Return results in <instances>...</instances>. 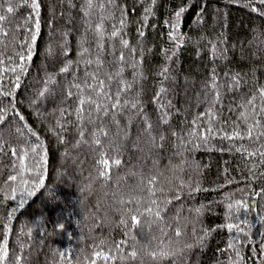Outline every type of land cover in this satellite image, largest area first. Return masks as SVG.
Returning a JSON list of instances; mask_svg holds the SVG:
<instances>
[{"label": "trees", "instance_id": "trees-1", "mask_svg": "<svg viewBox=\"0 0 264 264\" xmlns=\"http://www.w3.org/2000/svg\"><path fill=\"white\" fill-rule=\"evenodd\" d=\"M39 2V33L32 60L27 61L23 74L14 63L13 44L7 48L3 45L13 36L16 41L27 37L28 32L22 27L24 18L35 16V12L21 4L13 14L5 13L11 17L3 22L9 37H0V84L11 92V96L0 95V107L9 108L5 124L11 121L13 125L3 132L0 140L5 149L0 153V242L11 217L9 260L21 256L20 264H93V261L95 264H229L235 259V252L229 248L231 242L240 250L243 264H262L264 158L258 154L249 157L236 151L233 145L243 144L254 151L264 144V137L256 143L247 139L228 141L222 137L238 123L242 125L239 117L242 109L238 105L254 94L256 88L264 86V15L252 11L248 0H155L154 3L115 0V5L106 10L107 18L103 22L106 39L104 49L100 50L105 61L101 74L121 69V76L108 81L106 87L115 93L122 77L124 83L119 86L131 87L121 93L120 99L122 103L135 101L139 111L125 109L124 114L116 117L119 135L117 125L108 117L97 119L93 114L94 123H89L85 116L81 136L82 126L74 115L76 98L66 96L65 92L86 71L95 68L86 66L80 53L82 46L89 47L95 58L98 10H92V31L86 32L89 17L83 11L85 0ZM16 3L13 0L14 8ZM0 4L7 7L5 0H0ZM254 6L264 7L259 5V0ZM181 7L185 11L177 34L182 38L177 42L170 37V32L171 24L175 23L174 14ZM146 8L151 9L147 20ZM121 12L123 26L119 24ZM112 25H116L120 35L107 39ZM29 26L34 28V24ZM141 30L145 33L143 36ZM120 37L129 41L128 48L123 46ZM129 48L135 49V53H130ZM214 49H222L223 55L214 53ZM121 53L125 56L123 63L118 61ZM65 66H69L68 73L61 72ZM11 67L17 71L12 72ZM164 67L169 69L167 79L160 75ZM17 75L18 88L13 86ZM237 75L241 85L230 89V78ZM213 76L220 93V102L214 110L218 115L212 121L216 130L214 138L207 145L197 140L200 147L192 148L188 144L191 150H186L182 138L194 127L192 121H197V127L208 124L204 113L206 97L211 99ZM49 77L53 80L51 84ZM161 88L166 91L161 93ZM157 96L159 102L155 99ZM101 102L109 106L112 103L111 99L103 98ZM12 108L24 116L20 123L39 137L36 141V137L28 134L29 144H42L39 155L33 159L29 151L25 161L29 168L35 166L44 180L39 188L29 185L34 191L31 196L21 197V189L8 182L18 164L11 148L20 154L27 147L14 132L17 118L12 115ZM65 108L67 114L62 119L60 110ZM163 116L167 118L166 123ZM198 116L203 118L197 120ZM58 120L67 121L63 129L57 125ZM101 122L109 135L101 137L102 146H96L90 133ZM146 123L152 125L150 131L156 137L155 144L145 131ZM4 127L0 125V129ZM114 147L118 151H113ZM102 152L110 163L108 179L99 177ZM117 158L121 161L119 165L113 163ZM169 165L180 167L169 171ZM195 165H199L198 170ZM158 171H163L168 180L158 181L157 187H165L169 196H173L162 212V222L154 216L140 215L150 203L147 190L140 182L141 176ZM181 180L193 185L199 181L202 190L189 195L187 187L183 190L178 187ZM12 187L17 188V200L8 198ZM174 193L179 194V200L174 198ZM20 199L26 201L22 206ZM128 200L132 203H127ZM238 200L247 203V211L237 208ZM229 204L233 205L232 209ZM195 209L202 211L198 215ZM133 215L140 224L131 219ZM121 220L125 224H120ZM228 223L236 224L243 231H229ZM176 227L185 235L174 237L172 229ZM201 237L202 246L197 244V238ZM169 238L180 244L170 245ZM122 240L125 243L120 244L122 251H118L117 244ZM161 241L166 251L182 247L184 243H191L193 247L175 258L153 259L148 252H158ZM146 242H150L147 247ZM132 250L137 251L136 258L130 256ZM96 252H103L109 259L95 256ZM60 253H66L67 258L61 260Z\"/></svg>", "mask_w": 264, "mask_h": 264}, {"label": "snow or ice", "instance_id": "snow-or-ice-1", "mask_svg": "<svg viewBox=\"0 0 264 264\" xmlns=\"http://www.w3.org/2000/svg\"><path fill=\"white\" fill-rule=\"evenodd\" d=\"M152 3L155 2V0H151ZM249 6L252 7V11L257 12L260 15H264V7H258L254 6L256 4V0H248ZM5 3L7 4V7L4 8V4H0V37L7 38L9 37V32L5 30L4 23L5 21H8L11 19V17L7 14H13L16 8H18L21 4L29 7L32 9L33 12H35V16H29L24 18V24L22 27L28 32V35L26 38L22 39L21 41H16L15 36L11 40L8 41V43H4L3 47L7 48L9 44H13V51L15 53V61L14 63L19 67V72L21 74L24 73L25 68L27 66V61L32 60V53L34 50V45L37 41V36L39 33L40 24L37 19L40 12V2L39 0H17V3L15 5V8L13 6V0H5ZM115 5V0H98V2H94V0H85V7L83 9L85 17H89V28L86 29L87 31H92V27L90 24V18L92 10L95 8L98 10V22L95 25L94 35L96 37L95 43L97 47V52L95 53V58L93 59V54L90 51L89 47H83L82 51L80 53L81 57L84 58V62L86 66H95L93 71H86L85 75L82 79L73 82L69 86V90L65 92V95L68 97L75 96L74 103L76 104V107L74 109V115L76 116V122L82 126V130L80 132V135L83 136L84 130H83V122L85 120V116H87V120L89 123H94L93 121V114H95L96 118L99 119L101 116L108 117L113 123L117 125V131L116 134L119 135L120 128H119V121L116 120V117L118 115L124 114L125 109H137L138 104L135 101L122 103L120 99V95L122 92L127 91L130 89L131 85H124V87H120L119 85L123 84V79H121L117 82L118 86L116 88L115 93L109 92L108 88L106 87V83L108 81H111L116 76H121V69L117 68L115 72H109L101 74V70L104 68L105 61L100 55V50H103L105 47V31L104 29V20L107 18L105 15L106 10L111 9ZM259 5L264 6V0H259ZM118 7V6H117ZM185 9L181 7L178 11L175 12V23L171 24V32L170 37L173 38L175 41H179L182 37L177 34V29L179 28L180 19L182 14L184 13ZM151 12L150 8L145 9V20L148 19V14ZM110 15V12L108 13ZM121 18L119 20V24L123 26L124 19H123V12H121ZM30 24H34V28L30 27ZM145 33L141 30L140 35L143 36ZM120 34L116 30V25H112V30L110 34L108 35L107 39H115ZM121 43L125 48L129 47V41L127 39H124L123 37H120ZM17 46L18 49L17 50ZM50 49V53H51ZM130 53H135V49L129 48ZM214 53H218L219 55H223L222 49H214ZM118 61L120 63H123L125 61V56L123 53H121L118 57ZM2 62V61H0ZM142 61H136V63H141ZM12 63V61H10ZM7 70V69H6ZM12 72H16V67H11L10 69ZM75 71V69H73ZM61 72L68 73L69 72V66H65L61 69ZM168 67H164L160 75L163 76L165 79L168 78ZM106 77V78H105ZM48 83H53V80L51 77L48 78ZM241 85V79L240 77L233 76L230 78L229 88L230 89H237ZM14 87H19V75L15 77V84ZM75 88V92H73L71 89ZM211 99H207L206 97V103H207V111L204 113V116L208 119V124L204 125L202 127H197V121H192V124L194 125L193 128L189 129L187 131V137H183L182 139L185 140V149L191 150L187 146L188 144L192 145V148H198L203 145H207L210 139L214 138L213 133L214 128L212 127V121L213 119L218 115V113L215 110L216 105L220 102V93L219 88L217 86V82L215 80V76L212 78V86H211ZM47 90V89H46ZM166 89L161 88L160 92L164 93ZM41 95L44 93L41 92ZM0 95L4 96H11L10 90H5L0 84ZM101 98L103 100L107 101L108 99H111L112 103L111 105H107L105 103L101 102ZM155 99L159 102L160 98L157 96ZM259 99V103H257V100ZM85 105H87V109H85ZM238 108L242 109L239 113L240 121H242L241 124H237L233 127L231 132H225L223 139H227L228 141H234V140H244L247 139L248 141L252 143H256L260 141L261 137H264V120H262L260 117H264V86H260L254 90V94L249 96L245 101L240 103L238 105ZM61 117L62 119L67 114V109H61ZM12 115H14L17 118V123L14 125V132L18 134L19 138H22L24 143L27 145L26 148L22 150L20 154L17 153L16 148H11L12 155L16 156L18 164L16 166V173L12 174L8 178V182L17 185L21 191L19 195L23 197L25 194L28 196L34 195V191L29 189V185L31 184L33 188H39L43 186L44 180L42 178V174L37 170L35 166L29 168L28 164L25 162L29 151L31 154H33V159L38 153V149L42 147L41 143L34 142L32 144H29V135L33 137H36V141H39V137L36 136L35 131H33L30 127H28L26 124H21L20 122L24 121V116L17 112L14 108L11 109ZM9 115V108L8 107H0V125H4L5 127L3 129H0V140H3V132L8 130V128H12V122L8 121V124L6 125L5 122L8 120ZM203 117L198 116L197 120H201ZM162 120L164 123L167 122L166 116L162 117ZM64 123H67L66 120H64ZM64 123H61V121H57V125L63 129ZM25 129H27V133L25 132ZM152 125L150 123H146L145 131L149 133V137L152 141V143H156V137L151 135ZM242 129V130H241ZM218 131H224L223 129H219ZM255 133V135H254ZM90 135L93 137L92 143L96 146H102L101 137H108V131L106 130V126H104L103 122L97 127L93 129V131L90 133ZM191 139H188V138ZM160 139L162 140L163 137L161 136ZM200 141L201 144H197L196 141ZM233 147L236 149V151L242 152L246 154L249 157H252L254 155H259L260 157L264 158V144H260L258 148H256L254 151H250L249 147H246L245 145L241 144L239 147L236 145H233ZM113 151H118V148H113ZM4 144L0 143V153H4ZM41 160L44 158L41 157ZM120 159H115L113 163L116 165L120 164ZM39 163V161H37ZM155 163V162H154ZM100 164L102 165V170L99 171V177L102 179H108L109 178V168L110 163L109 159L106 157V153H101V159ZM180 166H172L169 165V171H175ZM197 170L199 169V165H195ZM35 176L36 179H32L31 177ZM168 180V177L165 176V173L163 171H158L156 173L148 174L146 177L144 175L141 176V183L144 185L145 189L148 193V199H149V206L145 207L142 211H140V215H148V216H154L157 220L163 221L164 217L162 215V212L166 209V206L172 202L173 196H169V194L166 192L165 187L160 186L157 187L158 181L161 180ZM170 182V181H169ZM178 187L183 190L185 187L188 188V194L191 195L194 191H200L202 190L199 184V181L195 183V185L191 183H186L184 181L178 182ZM157 192L160 193V195H157ZM11 200H17V188L12 187L11 193L8 196ZM174 198L179 200L180 196L178 193H174ZM123 202V201H122ZM26 203L24 199L19 200V204L22 206ZM127 203H132L131 200H128ZM155 210H154V207ZM237 208L243 207L245 211L248 210V205L246 202L243 201H236ZM229 209H232L233 205H228ZM198 215L201 213L202 209H195L194 210ZM13 212H15V209H13ZM131 219L135 222V224H140V220L136 215H133ZM264 222V221H262ZM11 223V217H9V223L5 224V233L4 238L2 242H0V264H20V260L22 259L21 256L15 257L14 260H9V248H8V234L10 231V225ZM243 223H247V221H244ZM120 224H125L124 220L120 221ZM62 227V226H61ZM227 229L229 231L236 229L238 231H243V229H240L236 224L228 223L226 225ZM162 234L166 235V232L163 228L160 229ZM174 232V237H181L185 235V233L181 230V228L176 227L172 229ZM247 235V233H244ZM208 235L207 232L204 233V237ZM133 239H136L133 237ZM125 241H120L117 244V250L122 251L120 249V244H124ZM150 242H146V247L148 246ZM168 243L170 245H179L180 241L173 240V238H169ZM197 244L201 245L203 244V238H197ZM193 247V244L191 243H184L182 247H172L170 250L166 251L163 247V241H161V247L160 250L157 251H150L148 252V255L151 256L153 259L157 258L158 256L168 257L171 256L173 258L177 257L178 255H183L184 251L186 249H191ZM229 248H232L235 252V259L230 260L229 264H243V256L238 248H235V246L230 242ZM138 255L136 250H132L130 252V256L132 258H136ZM60 259H66L67 254L66 253H60L59 254ZM95 256L97 257H103L104 260H108L109 256L105 255L103 252H96ZM93 264L95 262L93 261ZM264 264V262H262Z\"/></svg>", "mask_w": 264, "mask_h": 264}]
</instances>
